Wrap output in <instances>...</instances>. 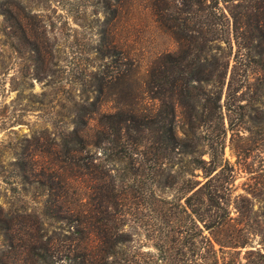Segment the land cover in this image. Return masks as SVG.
I'll return each mask as SVG.
<instances>
[{
	"label": "trees",
	"instance_id": "16d2710c",
	"mask_svg": "<svg viewBox=\"0 0 264 264\" xmlns=\"http://www.w3.org/2000/svg\"><path fill=\"white\" fill-rule=\"evenodd\" d=\"M151 5L176 52L151 64L146 98L103 111L99 95L129 86L134 64L102 39L98 96L78 105L83 112L48 144L54 150L42 166L20 153L8 163L18 183L38 185L46 199L41 220L0 206V264H264V225L254 210L264 205V180L236 194L224 156L228 144L236 163L244 161L264 128V0ZM234 137L246 143L236 153ZM113 164L123 165L118 175ZM163 189L173 193L161 196ZM42 217L58 222L60 233L49 235ZM129 224L152 253L130 246Z\"/></svg>",
	"mask_w": 264,
	"mask_h": 264
},
{
	"label": "rangeland",
	"instance_id": "374dc122",
	"mask_svg": "<svg viewBox=\"0 0 264 264\" xmlns=\"http://www.w3.org/2000/svg\"><path fill=\"white\" fill-rule=\"evenodd\" d=\"M151 3L152 0H0V175L4 180L0 182V206L4 209L14 215L25 210L41 220L46 192L34 183H18L8 163L20 153L35 157L37 165L42 166L47 161L46 151L54 150L53 140L71 130L77 114L83 112L78 108L88 107L98 96L93 74L105 67L95 54L102 39L105 45L115 43L134 64L129 86L122 89L116 85L99 95L103 111H111L115 101L135 105L146 98L144 83L151 64L178 48L158 24ZM18 24L27 33L31 30L28 41ZM150 105L156 108L157 103ZM177 116L176 130L181 136L185 130L181 111ZM263 129L259 146L250 147L247 158L239 164L228 144L225 148L224 156L236 173V194L242 193L245 185L264 180ZM233 144L235 153L246 145L235 137ZM92 153L100 157L97 150ZM112 166L118 175L123 165ZM15 186L16 190H11ZM172 193L163 189L158 194L166 197ZM254 210L259 227H263L264 205L255 202ZM42 224L49 235L60 233L58 222L44 221L42 217ZM124 229L131 233L133 249L153 252L137 227L129 224Z\"/></svg>",
	"mask_w": 264,
	"mask_h": 264
}]
</instances>
